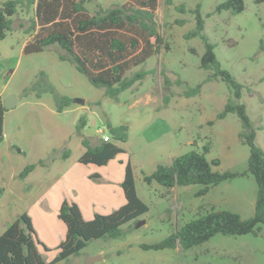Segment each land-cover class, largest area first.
<instances>
[{
    "label": "rangeland",
    "instance_id": "rangeland-1",
    "mask_svg": "<svg viewBox=\"0 0 264 264\" xmlns=\"http://www.w3.org/2000/svg\"><path fill=\"white\" fill-rule=\"evenodd\" d=\"M5 1L0 0V4ZM22 1L12 17V30L0 41V96L3 101L10 95L19 100L5 114V139L0 142V188L10 192L0 200V236L4 233V223L26 213L32 219L45 260L51 262L58 255L65 225L58 221L64 228L60 231L56 223L46 224L37 207L30 203L39 196L37 189L33 192L34 179L23 181L14 179L13 175L16 169L21 171L24 165L31 164L46 165L48 168L43 172L46 175L62 172L64 167L56 160L58 149L65 144L71 149L72 165L82 155L83 137L77 133L80 119L69 122L53 113L59 98L67 96L73 101L84 100V105L75 103L73 108L82 111L80 117L96 121V126L92 121L84 128L85 137L102 138L98 129L111 136L109 124L129 127L128 141L115 142L123 149L122 153L104 167L93 165L85 169L92 172L90 180L96 186H107L101 178L91 176L97 172L103 177L116 175L120 169L125 172L126 165L131 163L137 195L149 212L123 225V236L93 240L79 255L57 264H87V258L95 256L102 259L92 264H264V226H260L258 235H217L187 251L179 245L165 250L142 247L160 243L185 223L213 209L230 210L244 219L254 215L257 186L251 175L226 181L203 196L198 195L204 188L202 185L168 190L156 182L146 184L143 177L151 175L158 165L171 164L178 156L191 151L203 153L205 146L210 149L206 154L209 161L220 160V165L213 167L215 172L245 171L249 147L239 138L242 128L238 116L231 113L218 119L230 101L246 105L251 121L257 129L261 128L257 130V143L264 150V0H244L245 9L237 15L216 12L217 6L226 0H170V3L160 0L156 20L170 50L162 49L129 73L132 76L141 71L150 72L142 83L123 92L118 101L106 97L104 89L95 88L74 65L62 61L58 46L41 53L24 54L35 9L28 7V0ZM125 2L87 0L85 5L94 15L99 6L109 9ZM199 4L205 34L216 46L222 69L244 86L239 101L223 81H206L210 72L200 68L205 51L203 41L199 37L185 38L196 28L195 15L190 10ZM181 6L184 12L179 9ZM199 84H203L201 92L188 97L190 88ZM11 148L18 155L12 161L8 157ZM87 194L90 193L86 192V198ZM98 209L102 215L114 211L109 207Z\"/></svg>",
    "mask_w": 264,
    "mask_h": 264
},
{
    "label": "trees",
    "instance_id": "trees-1",
    "mask_svg": "<svg viewBox=\"0 0 264 264\" xmlns=\"http://www.w3.org/2000/svg\"><path fill=\"white\" fill-rule=\"evenodd\" d=\"M87 0H28V7L34 6L35 18L29 28L30 39L25 43L23 52L26 55L44 52L52 46H58L59 58L75 66L76 70L87 77L98 89L105 90V96L119 100L120 95L142 83L150 72L129 73L144 65L149 59L158 55L162 49L170 50L165 42L156 20L160 0H126L122 5H114L109 9L99 6L92 15L86 8ZM170 3V0H166ZM22 0H6L0 4V41L4 40L12 30V17L18 12ZM185 11L183 6L179 7ZM245 9L244 0H226L217 6L216 12L229 11L233 15ZM196 28L185 35L186 39L199 37L205 51L201 57L200 68L210 72L207 82L223 81L231 90L236 100L242 97L244 86L232 74L222 69L215 49L205 34V20L200 4L193 10ZM166 43V44H165ZM165 76V72L161 71ZM205 81V82H206ZM166 83L170 85L169 79ZM203 84L190 88L187 96H196ZM74 101L60 97L57 111L63 112ZM7 109L0 97V142L4 141V122ZM236 114L241 122L239 138L249 147L247 169L243 172L214 171L220 160L209 161L206 154L191 151L176 157L170 165H158L151 175H144L143 181L151 185L156 182L171 190L175 187L202 185L204 188L198 195H206L212 188L237 177L253 176L257 186L254 215L244 219L240 214L230 210L213 209L198 218L185 223L175 233L154 245H143L147 250L176 249L190 250L200 246L217 235L242 236L258 235L264 226V150L257 143V130L251 121L247 107L242 103L228 102L218 119L229 114ZM89 122L85 116L80 118L77 133L82 135L85 153L79 158L83 165L106 166L123 149L115 142L126 143L129 138V127L108 125L112 140H101L92 146L90 140L84 138L83 129ZM37 165L31 164L20 173L25 179ZM91 178L100 179L98 174ZM126 204L109 215L95 214L92 220H85L80 207L73 202L64 201L58 218L66 225L67 233L58 247V255L51 262L45 260L40 252V241L31 217L24 213L12 222L0 236V264H57L79 255L93 240L103 238L117 239L123 236L121 227L137 220L149 212V207L138 197L134 169L131 163L125 168V179L122 184ZM45 250L47 248L44 246Z\"/></svg>",
    "mask_w": 264,
    "mask_h": 264
},
{
    "label": "crops",
    "instance_id": "crops-1",
    "mask_svg": "<svg viewBox=\"0 0 264 264\" xmlns=\"http://www.w3.org/2000/svg\"><path fill=\"white\" fill-rule=\"evenodd\" d=\"M73 105H75V102L71 106L66 107L61 113L57 111V107H56V110H54L53 113L55 115L58 114L62 116L63 118H65V120L68 119L69 122H78L79 121L78 119L82 117V116L80 117L79 114L81 110L79 108H73ZM88 122L89 123L92 122L93 126H96L95 120L90 119L88 120ZM111 125L114 127L116 126L113 124ZM79 136L82 137V135L80 134ZM84 138L90 140L92 146L98 145L102 140L101 137L96 139H90L84 136ZM69 140L71 141L70 137ZM63 146L64 148L58 149L59 150L58 159L56 160L58 163H61V165H63L64 170L62 172L55 173L51 176L46 175V173L43 172L48 167H46V165L44 166L40 165L37 166L36 169L31 174H29L25 179H22L23 181H30L31 179H34L33 181L35 182V188L33 189V192H35V190L37 189L39 191V196L37 198L34 197L35 200L33 198L30 203L32 206L37 207L43 221L46 222V224L47 222L48 223L51 222L53 225L56 223L58 225V228H60L59 229L60 231L64 229L63 226L61 225V222H58L61 221L58 218V214L64 201L76 203L80 207L84 219L87 221L92 220L95 214H104V213H100L101 211H99L98 207L99 208L109 207L111 210L115 211L126 204V198H125L124 190L122 188V184L125 179V172H123L120 169V172L118 171L116 175L107 174L104 175V177L101 174L99 175V173L97 172L96 174L100 176L101 178L100 180H104L105 183H107V186L106 185L96 186V184H94L90 180V174L92 172L89 173V171L87 172V170L85 169V167L93 166V165L92 164L83 165L79 163V158L85 153L86 149L82 152V155L78 157L77 161L75 160L76 163L74 162L72 165L70 163L72 159L71 149L67 144ZM17 156L18 155L14 154L13 149L9 150L8 157L10 158L11 161L14 159V157L16 158ZM25 167L26 166L24 165L21 171L19 169H16L17 167L15 168L16 170L14 169L15 170V173L13 175L14 179L20 178V173L24 170ZM40 168L43 169L40 170L41 172L39 171ZM32 188L33 187H31V191ZM17 190L19 193L20 191L22 192L21 189H17ZM86 192L90 193L87 194V198L85 197ZM6 193H10V192H4V189L0 188V195H1L0 200L4 198ZM21 215H15L14 218L12 217L13 219H10L8 223H4V227L2 228L3 232L6 231L7 226L10 225V222H14V220L19 218ZM66 233H67V228L65 225V230L63 231V235H62L63 239L65 238ZM57 237L58 236H56V239ZM56 241L58 242V240Z\"/></svg>",
    "mask_w": 264,
    "mask_h": 264
},
{
    "label": "water",
    "instance_id": "water-1",
    "mask_svg": "<svg viewBox=\"0 0 264 264\" xmlns=\"http://www.w3.org/2000/svg\"><path fill=\"white\" fill-rule=\"evenodd\" d=\"M18 102H19V100L15 96L10 95L4 100V106L7 110H11L17 106ZM74 102L81 104V105L85 104V101L81 100V99H76V100H74ZM101 259H102L101 256L88 257L87 258V264H92L94 262L100 261Z\"/></svg>",
    "mask_w": 264,
    "mask_h": 264
},
{
    "label": "built area",
    "instance_id": "built-area-1",
    "mask_svg": "<svg viewBox=\"0 0 264 264\" xmlns=\"http://www.w3.org/2000/svg\"><path fill=\"white\" fill-rule=\"evenodd\" d=\"M97 133L102 135V140L105 142H110L112 140L111 136L107 134L104 129H98Z\"/></svg>",
    "mask_w": 264,
    "mask_h": 264
}]
</instances>
